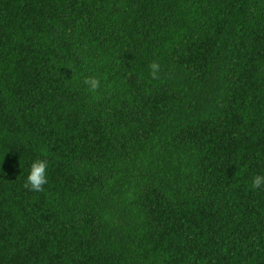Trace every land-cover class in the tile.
Here are the masks:
<instances>
[{"label":"trees","instance_id":"trees-1","mask_svg":"<svg viewBox=\"0 0 264 264\" xmlns=\"http://www.w3.org/2000/svg\"><path fill=\"white\" fill-rule=\"evenodd\" d=\"M255 175L264 0H0V264H264Z\"/></svg>","mask_w":264,"mask_h":264},{"label":"clouds","instance_id":"clouds-1","mask_svg":"<svg viewBox=\"0 0 264 264\" xmlns=\"http://www.w3.org/2000/svg\"><path fill=\"white\" fill-rule=\"evenodd\" d=\"M152 75L155 76L158 71V65H150ZM88 90L95 92L100 87V81L95 77H89L85 80ZM48 183V161L45 159H35L31 162L28 174L25 180V187L32 191L40 192L43 186ZM264 186V175H255L252 179V187L259 188Z\"/></svg>","mask_w":264,"mask_h":264}]
</instances>
